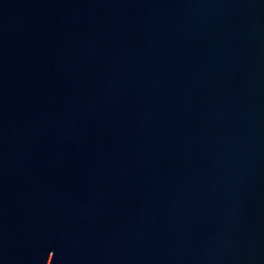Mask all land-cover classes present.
<instances>
[{"label":"water","instance_id":"water-1","mask_svg":"<svg viewBox=\"0 0 264 264\" xmlns=\"http://www.w3.org/2000/svg\"><path fill=\"white\" fill-rule=\"evenodd\" d=\"M0 264H264V0H0Z\"/></svg>","mask_w":264,"mask_h":264}]
</instances>
